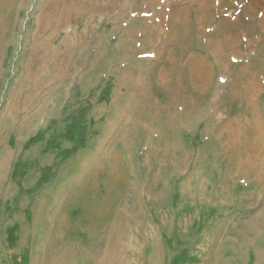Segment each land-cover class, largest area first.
Instances as JSON below:
<instances>
[{
    "label": "rangeland",
    "instance_id": "1",
    "mask_svg": "<svg viewBox=\"0 0 264 264\" xmlns=\"http://www.w3.org/2000/svg\"><path fill=\"white\" fill-rule=\"evenodd\" d=\"M69 204L121 264H264V0H0V228Z\"/></svg>",
    "mask_w": 264,
    "mask_h": 264
},
{
    "label": "crops",
    "instance_id": "2",
    "mask_svg": "<svg viewBox=\"0 0 264 264\" xmlns=\"http://www.w3.org/2000/svg\"><path fill=\"white\" fill-rule=\"evenodd\" d=\"M75 208L69 204L68 246L56 247L51 253L40 250V223L30 231L25 221L0 228V264H121L120 230L116 231L115 220H107L106 211L102 213L106 219L91 220L89 212Z\"/></svg>",
    "mask_w": 264,
    "mask_h": 264
}]
</instances>
